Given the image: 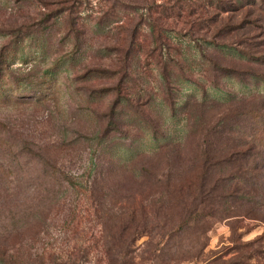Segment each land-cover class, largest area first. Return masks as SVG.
I'll return each instance as SVG.
<instances>
[{"label":"rangeland","instance_id":"1","mask_svg":"<svg viewBox=\"0 0 264 264\" xmlns=\"http://www.w3.org/2000/svg\"><path fill=\"white\" fill-rule=\"evenodd\" d=\"M38 1L49 5L0 0V30L32 35L15 46L13 35L0 33V48H8L0 78V236L13 231L8 242L23 264H107L89 242L107 221L115 239L125 232L128 245L123 239L118 252L131 253L134 264H264V12L256 5L247 17L216 16L208 0H184L182 10L191 4L194 15L165 21L158 8L152 17L168 47L153 55L166 63L165 77L146 57L159 32L148 28L146 10L121 13L134 24L143 18L124 90L131 106L113 114L122 57L105 49L132 29L94 28L103 6L90 0L81 14L84 46L62 62L74 40H62V19L42 23L55 0ZM244 17L251 23L220 32ZM211 43H243L236 47L257 61ZM58 62L57 73L42 76ZM87 68L118 74L79 77ZM221 70L243 73L244 84Z\"/></svg>","mask_w":264,"mask_h":264},{"label":"trees","instance_id":"2","mask_svg":"<svg viewBox=\"0 0 264 264\" xmlns=\"http://www.w3.org/2000/svg\"><path fill=\"white\" fill-rule=\"evenodd\" d=\"M89 1L90 0H55L53 1L54 2L53 4L56 5L54 12L53 11H51V13L49 12L50 16H47V18L46 19L44 18V20L42 21V23L46 24L47 22H50V21L62 19V25H63V28L65 29V34L62 40L64 42H69L71 40H74L72 51L65 56V59L63 58L62 62H66V61L68 62V61L73 60L74 56H76L77 54H80V51L82 47L84 46L83 43L80 42L81 39L83 40V38H85V35L83 32L84 30L82 28L83 27L82 25L84 24L85 21L81 22L82 21L81 14L85 11V8L83 7L85 6V4L87 5ZM101 1L102 3L101 2L100 3L102 4L103 7L100 8L99 12L95 16V20H94L95 23L93 25L94 28L98 30H105L106 28L110 29L112 26H116V27H119V29H126L127 31L130 28L132 29V31L130 32L129 38H123V39L117 40L116 44L119 46L111 47V48L107 47L106 49L104 48L106 52L110 54L117 53L119 56L122 57L120 59L121 60L120 64L122 65L121 70L123 71L118 78L117 84L113 88H111V91H113L116 95V98L114 99V102L112 105V110H113L112 113L114 114L116 106L121 105L123 103H127L128 105H130V102L125 98L126 95L124 94L125 93L124 90L128 88L127 84L132 82L130 76L127 74V70L132 65V58H133L132 54L134 53L133 46L136 45V27H138L137 25H140V20L143 18V16L141 15L138 16L139 20L136 24H134L135 22L133 19L127 18L129 17L128 11H130V13H132V11L136 13L139 10H146L147 19L150 20V22H148V25H147L148 28H150L152 31L156 29L159 31L157 32V35L155 38L152 37V40L150 43L151 45H153L152 49H148L150 45L148 43L147 49L150 51L149 52L147 50L149 53L146 54V57L148 58L154 53H156L158 50H162L168 47L167 44L163 41L161 31L162 32H165V31L163 30V28L160 27V24H159L160 22L158 21L159 18L152 17L154 14L157 13L156 10L158 8L163 9L162 14H164L163 20L165 21L173 19V18H178V19L184 18L186 20H189L194 15V11L191 8V4H184L185 10L184 9L182 10L183 5H180V4L184 0H175V5H172L169 7L162 5V4H159L158 6H156L157 0H137L139 1L138 2L139 4L135 3L136 0H101ZM37 2L42 4L43 7H46L49 5L47 2H42L38 0ZM128 3L131 4L132 6H128ZM167 4H169V1L167 2ZM209 4H214L217 6L216 10L218 12L216 16L220 14L233 13L237 11H245L246 12L245 16L247 17L251 13V11H253L254 6L256 5L258 7V10H261L262 12H264V0H210V1L208 0V6L212 7ZM121 13L122 15L123 13H126L128 16L126 18H123L124 20H122V17H125V16H120ZM201 15L202 14L200 13V16ZM212 19L210 18L209 20H212ZM196 22L197 20L194 21L192 25L195 24ZM244 22L251 23L244 17V19L242 20V23L238 24L236 27L231 26L229 22H227L226 24L222 26V28L220 29V32L228 31V33H234L237 29L243 28ZM188 23L189 22H187V24ZM38 25H40V23ZM191 28L193 29L194 26H191ZM15 32H18V30H13L12 28L10 30H0V33L3 36H7V37L11 35L14 36V41L12 42L15 44V46L16 45L18 46L19 43L24 38H32V35L30 34H24L23 36L24 38H23L21 37V35L14 34ZM242 44L243 43L241 44L235 43L232 46H226L223 44H212L211 43L210 45H213V47L221 49V50L231 49L230 51H232V53H235L240 58L249 60L250 62L257 61L256 58L251 57L247 53H243L242 50H239V48L236 47V46L240 47L242 46ZM136 46L139 47L140 44L137 43ZM6 50H8L6 46H3L0 48V78L2 76L4 59L6 58L5 56ZM153 57L155 58L156 66L162 65V71L160 74L164 75L163 77H165L166 74H165L164 68H165L166 63H162V59L159 54L153 55ZM60 63L58 62L54 64L52 68L44 70L42 76H49V75H53L57 73L55 69H56V66H59ZM221 72H223L222 76L226 77V79L232 78L238 81V83H240L241 85L244 84L241 80V77L242 76L244 77L243 73H235L234 71H227V70H221ZM105 73L115 76L117 72L116 73L106 72L105 70H98V69L90 70L87 68L85 69L83 75L79 77L87 78L93 74H105ZM42 76L40 78H42ZM247 77L260 78L259 75L255 73L249 74V76ZM261 79L259 80L261 81L262 84H264V81ZM178 81L188 82V79L180 78L178 79ZM17 83L18 84L21 83V85H23L24 84L23 79L17 80ZM210 85H213L212 89H215V90L219 89L216 86L215 82H212ZM200 90H201L202 100H206V99L208 100L209 97L207 95L206 89L203 88ZM172 106H175V104L172 103L170 107ZM135 110L136 111L134 112L136 114L139 113L137 110V106ZM65 181L67 182V186L69 188L72 189V187H74L72 182H70L69 180H65ZM89 209L92 210L93 215L96 216V212H97L96 208L91 207ZM131 220H133V218ZM108 223H109L108 221L104 223H99L101 229L99 230L100 232L98 235V239L89 238V242L97 246H100L102 250L100 253L103 256L104 262L107 264H134V260H133L134 258L131 255V253L127 252V250L124 252L121 251L120 253L118 252V246L124 239L123 237L125 236V232H123L122 237L119 236L120 240H118L117 238L115 239L114 235H110L108 234V232L113 231L116 226H109ZM127 229L135 231L137 229V226L136 224H133L131 222L129 224V227H127ZM120 230H122L121 226L119 227L118 231ZM12 235H13V231L5 229L4 232L0 236V264H23V260H22L23 254L19 250L16 249V243L14 244L15 245L14 246L13 244H10L11 242H8V240L12 237ZM115 240H118V241H115ZM128 240L124 239L123 243L128 245L127 244ZM113 248L116 249L115 253L112 251ZM201 253H202V249H200V254ZM193 257L194 256H192V259ZM197 257H195L194 259H196ZM26 259H28V257H26Z\"/></svg>","mask_w":264,"mask_h":264}]
</instances>
